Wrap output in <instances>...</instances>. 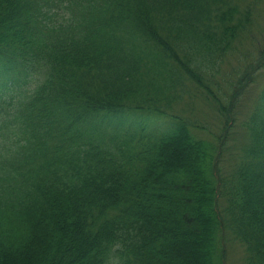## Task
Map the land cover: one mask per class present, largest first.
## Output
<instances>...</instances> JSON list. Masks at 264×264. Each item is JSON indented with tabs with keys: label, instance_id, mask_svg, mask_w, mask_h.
I'll use <instances>...</instances> for the list:
<instances>
[{
	"label": "trees",
	"instance_id": "obj_1",
	"mask_svg": "<svg viewBox=\"0 0 264 264\" xmlns=\"http://www.w3.org/2000/svg\"><path fill=\"white\" fill-rule=\"evenodd\" d=\"M117 3L119 4H115L105 14L83 11L78 17L95 23L97 32L103 34L107 42L112 39L119 41L118 27L111 25V22L116 20L115 14L118 11L130 12L131 6L126 0ZM222 3L228 5L227 0H221L220 4ZM169 4L172 9L181 11V15H176L168 9V14L164 16L169 21L166 24H163L162 20L156 22V18L153 17L143 18L141 23L149 31L147 38L159 35L160 30L164 35L173 32L169 23L176 24L179 21L181 23L190 6H198L201 9H211L215 6L208 1L195 0H169ZM161 7L163 6L157 4V0H153L149 4H144L141 11L152 16L155 11H160ZM13 10L12 6H8L4 10L0 9V14L8 17ZM92 42L95 52L103 46L94 38ZM151 52L152 50L145 55L157 56L158 51ZM112 59L113 55L96 57L90 53H80L73 63L55 70L51 76V86L57 91L55 99L62 96L61 85L66 80L88 77L93 83L98 82L99 70L106 65L107 60ZM157 62L158 71L167 77L175 73L174 67L166 62L164 57L157 58ZM139 78H145L144 74ZM141 82L129 95L130 108L141 109L149 104V83L146 78ZM182 143L184 141H179L176 146ZM29 151L33 157L42 158V162L30 171L31 155L17 154L14 160L18 161V164L5 175L0 174V186H2L0 190L7 194L0 199V264L106 263L108 252L104 256L103 254L111 244L122 238L123 228H126L129 237L136 231L135 224L128 220L127 212L130 211L106 219L99 229L94 230L101 218L107 215L112 196L115 197L118 193L116 183L124 173L123 163L105 155L102 148L93 144L63 157L54 151L59 158L51 155L53 150L48 146L47 141L37 146H30ZM175 151L177 162L180 158L179 151ZM199 161L202 165L199 168H193L187 163L186 167L193 173L183 180L172 178L167 174L172 171L173 166L169 165L168 169L171 171L166 173L161 165H155L151 174L156 185L160 187L156 191L160 197L156 201L153 200L150 205L151 209L155 210L150 211L146 219L138 223L136 228L140 231L149 228L153 236L159 235L163 227L178 222L176 214H170L168 204L174 202L176 206H183L185 207L183 214L189 219L187 221H192L191 225L198 227L194 233V243L187 245L198 247L208 240L207 264H209L210 251L215 243L214 236L217 237L218 234L217 220L220 216L227 217L232 214L234 218L227 220L226 227L234 229L237 236L248 244L249 250L255 254V257L264 260L262 191L241 183L230 195L222 194L221 198L225 204L217 211L215 188L210 180L209 171L203 166L200 158ZM177 163L185 162L179 160ZM4 167L5 165L0 162V170ZM32 178L36 182L27 186L26 184L32 182ZM8 186L12 192L21 191L22 196L16 201L11 199L2 201L3 198L11 195ZM23 187L27 190L23 191ZM10 207H18V215L22 218L26 216L29 225L24 223L20 225L10 219L12 212ZM94 211L98 212V216L93 214ZM7 212L9 216L6 215ZM142 243L144 241L137 242L134 249L139 250ZM187 245L182 243L179 246L180 254H177L173 263L186 264L183 250ZM117 251L121 254L120 250ZM138 263L139 261L135 262Z\"/></svg>",
	"mask_w": 264,
	"mask_h": 264
},
{
	"label": "rangeland",
	"instance_id": "obj_2",
	"mask_svg": "<svg viewBox=\"0 0 264 264\" xmlns=\"http://www.w3.org/2000/svg\"><path fill=\"white\" fill-rule=\"evenodd\" d=\"M183 145H185V143L176 147V150L179 151V160L188 163L193 168L201 167L202 165L199 161V151L197 149L190 150L186 148L182 150ZM179 160H177V162H179ZM208 243L209 241L206 240L202 246L195 247L191 245L188 247L187 245V247L183 250L185 253L184 257L186 264H207Z\"/></svg>",
	"mask_w": 264,
	"mask_h": 264
}]
</instances>
